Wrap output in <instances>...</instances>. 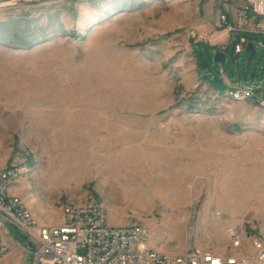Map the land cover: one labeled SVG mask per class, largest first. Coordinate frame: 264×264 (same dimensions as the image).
Segmentation results:
<instances>
[{
  "label": "rangeland",
  "instance_id": "374dc122",
  "mask_svg": "<svg viewBox=\"0 0 264 264\" xmlns=\"http://www.w3.org/2000/svg\"><path fill=\"white\" fill-rule=\"evenodd\" d=\"M242 3L0 8V167L18 170L11 188L39 224L98 205L109 226H141L169 255L235 253L228 229L248 247L264 239V107L224 92L252 86L264 100V36L241 34L255 54L234 56L238 35L216 27ZM210 43L226 45L224 63ZM15 255L0 264H31Z\"/></svg>",
  "mask_w": 264,
  "mask_h": 264
},
{
  "label": "built area",
  "instance_id": "2783aa9c",
  "mask_svg": "<svg viewBox=\"0 0 264 264\" xmlns=\"http://www.w3.org/2000/svg\"><path fill=\"white\" fill-rule=\"evenodd\" d=\"M62 1L0 0V8ZM216 27L230 34L231 41L233 35H238L233 54L239 56L250 42L241 34L264 36V0H243L235 12L234 22L230 23L223 13ZM255 90L252 86L232 87L226 94L264 107V100L255 98ZM16 175L19 174L15 167H0V262L11 252L1 231L2 224L7 223L27 241L26 252L31 264H264V252L246 257L217 256L199 249L180 256L161 253L150 247L148 233L141 226L111 229L105 210L98 205L66 206L59 228L30 221L29 209L18 205V197L9 193ZM227 238L230 250L243 246L241 233L236 229H228ZM256 243H264V240L257 237L255 248Z\"/></svg>",
  "mask_w": 264,
  "mask_h": 264
},
{
  "label": "bare ground",
  "instance_id": "6f19581e",
  "mask_svg": "<svg viewBox=\"0 0 264 264\" xmlns=\"http://www.w3.org/2000/svg\"><path fill=\"white\" fill-rule=\"evenodd\" d=\"M57 3H60V2H49V4H57ZM228 98H230L231 100H234V101H239V98H233L232 96H230V94H227ZM241 102V101H239ZM18 178V175H16V180ZM18 205H23L24 207H26V205L23 203V201L18 198ZM99 209L101 210H104L102 207L99 206ZM66 211V207L64 208L63 212L64 213ZM29 220L30 221H36L32 216L31 214L29 213ZM51 228H59V225H55V226H51ZM111 229H120V227H112L110 226ZM264 240V239H262ZM241 241H243V246H240V247H232L231 249L233 251H235V253H232L230 254V257H246V256H251V255H262V252H264V243H256V248H255V241H257V238H254L250 241L249 243V249H246L248 251L245 250V252L243 253H239L238 251L240 250H243L244 249V239H243V236L241 235ZM208 253H211L212 255H217V256H225V255H220V254H217V253H213V252H209L207 251Z\"/></svg>",
  "mask_w": 264,
  "mask_h": 264
},
{
  "label": "crops",
  "instance_id": "0c3cea01",
  "mask_svg": "<svg viewBox=\"0 0 264 264\" xmlns=\"http://www.w3.org/2000/svg\"><path fill=\"white\" fill-rule=\"evenodd\" d=\"M235 12H236V10L234 11V13L233 14H230V15H228L227 14V17H228V21L230 22V23H232V22H234L235 21ZM223 14V13H222ZM226 14V13H225ZM216 39H218L217 37L216 38H211V40H213V41H217ZM211 40H209V41H211ZM225 40L228 42V43H230V39H229V36H227L226 35V38H225ZM226 41H225V43H226ZM206 43V42H205ZM208 45H210V46H213V48H215L217 51H221V50H223L222 52H224V49H225V47H226V45H225V47H219L217 44H208ZM226 59V58H225ZM225 91H227V90H224V92ZM9 193L10 194H12V195H15L14 194V192H13V190H12V188L10 187V189H9ZM4 234H5V241L9 244V246H10V248H11V252H13V253H15L16 255H15V260L16 261H18V263H19V261L20 260H25V258H26V255H29L27 252H26V247H24V246H22V244H20L18 241H16V240H14V239H12V238H9V239H6V237H8V233L6 232V231H4L3 232ZM248 242H249V240L248 241H246L245 240V245H246V248L247 249H249V247H248ZM10 252V253H11ZM10 255V254H9ZM8 255V256H9ZM223 255V254H222ZM7 256V257H8ZM14 260H12V262H13Z\"/></svg>",
  "mask_w": 264,
  "mask_h": 264
},
{
  "label": "water",
  "instance_id": "95a60500",
  "mask_svg": "<svg viewBox=\"0 0 264 264\" xmlns=\"http://www.w3.org/2000/svg\"><path fill=\"white\" fill-rule=\"evenodd\" d=\"M260 44L261 46H264V38H261L260 39ZM251 56H253L255 54V49H254V46L251 42H249L246 46V49ZM225 62V54L224 52L222 51H216L214 53V63L216 64H221V63H224Z\"/></svg>",
  "mask_w": 264,
  "mask_h": 264
}]
</instances>
